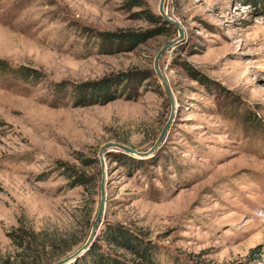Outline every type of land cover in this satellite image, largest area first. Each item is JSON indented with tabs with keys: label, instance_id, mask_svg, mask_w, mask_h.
I'll list each match as a JSON object with an SVG mask.
<instances>
[{
	"label": "rangeland",
	"instance_id": "obj_1",
	"mask_svg": "<svg viewBox=\"0 0 264 264\" xmlns=\"http://www.w3.org/2000/svg\"><path fill=\"white\" fill-rule=\"evenodd\" d=\"M128 1L0 0V61L38 72L29 81L0 73V260L19 252L11 235L20 225L40 240L83 237L101 198L100 148L148 152L170 119L154 60L178 30L153 36ZM146 1L159 14L161 0ZM166 11L185 30L160 62L174 119L147 158L105 153L98 235L107 224L140 232L163 264H264V4L167 0ZM125 31L143 32V43L101 50L100 32ZM132 72L135 100L77 107L56 89L119 86ZM75 171L98 172L97 187L71 188Z\"/></svg>",
	"mask_w": 264,
	"mask_h": 264
},
{
	"label": "trees",
	"instance_id": "obj_2",
	"mask_svg": "<svg viewBox=\"0 0 264 264\" xmlns=\"http://www.w3.org/2000/svg\"><path fill=\"white\" fill-rule=\"evenodd\" d=\"M251 4H264V0H247ZM129 10L139 9L140 19L147 21L153 29L149 32L153 36L166 34V30L174 28L166 22L159 14H155L149 8L146 0H129ZM143 32H100L97 36L101 42V50L105 54L113 55L118 52L130 51L143 43ZM0 73L11 74L20 77L24 81L38 75L36 70L26 67L13 69L6 62L0 61ZM137 73L127 74L117 86L108 80L90 82L69 86L66 83L56 85L58 94L71 92L77 107H88L98 104H107L116 99L126 97L128 100L137 98L135 89L138 84ZM150 78V75L144 76ZM143 77V78H144ZM156 87L161 91L158 80L155 79ZM137 86V87H136ZM122 158H128L124 156ZM132 164L141 165V160L128 158ZM98 162V161H97ZM71 188L83 186L95 189L99 181V173L86 176L84 173H69ZM92 217L86 224L87 233L83 237L70 236L68 239L45 238L40 240V235L23 225H20L15 233L11 235L14 246L19 251L16 256L0 260V264H54L58 260L70 255L78 247L85 243L88 232L92 225ZM71 264H163L158 258V249L143 234L122 225L107 224L97 236L91 248ZM174 264H178L175 260Z\"/></svg>",
	"mask_w": 264,
	"mask_h": 264
},
{
	"label": "water",
	"instance_id": "obj_3",
	"mask_svg": "<svg viewBox=\"0 0 264 264\" xmlns=\"http://www.w3.org/2000/svg\"><path fill=\"white\" fill-rule=\"evenodd\" d=\"M166 2L167 0H161L160 5H159V16L162 17L166 22H168L170 25L174 26L178 30V37L166 44L161 48V50L157 53L155 60H154V71L156 74V78L158 80V83L160 84L164 95L166 99L168 100L170 107H171V114H170V119L164 129L161 132L160 137L158 138L157 142L153 146V148L148 151V152H138L134 150L133 148H130L129 146L118 143V142H108L104 144L99 151V161L101 164V183H100V203H99V208L97 211V214L94 218V221L92 223L90 235L87 239V241L77 250L72 252L70 255L58 260L54 264H71L75 262L79 257H81L84 253H86L91 246L93 245L94 241L96 240V237L100 231V227L105 215V210H106V200H107V195H106V173H105V162H104V155L106 152L110 150H120L123 151L127 154L133 155L135 157H138L140 159H144L149 157L151 154L156 152V150L161 146L163 140L165 139V136L172 124V121L174 119V115L176 112V100L174 98V94L170 88L169 82L167 78L165 77L164 73L162 72L160 62L162 56L171 48H173L175 45L180 43L184 37H185V30L182 27L181 23L178 22L177 20L173 19L166 11Z\"/></svg>",
	"mask_w": 264,
	"mask_h": 264
}]
</instances>
